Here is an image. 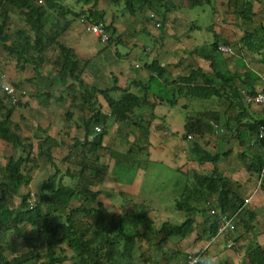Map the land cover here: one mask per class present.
I'll return each mask as SVG.
<instances>
[{"label":"crops","instance_id":"obj_1","mask_svg":"<svg viewBox=\"0 0 264 264\" xmlns=\"http://www.w3.org/2000/svg\"><path fill=\"white\" fill-rule=\"evenodd\" d=\"M169 1L145 6L134 14L125 10L128 19L111 14L108 0L84 7L82 11L103 13L105 25L111 26L106 44L89 33L86 15L67 16L70 28L58 40L79 62L74 74L62 69L56 48L49 50L44 63L36 68L20 65L19 69L14 63L20 75L0 70L2 106L8 101L2 86L23 93L20 105L14 107L11 129L21 140L17 155L26 157L31 147L33 161L24 165L28 183L20 188V195L29 194L28 201L32 200L43 183L56 175V182L81 191L66 215L77 208L89 214L79 217L76 225L87 229L91 239L98 227L111 228L118 216L134 210L147 212L154 232L146 235L145 227L140 226L134 237L136 232L128 231L131 237L119 240L106 257L107 245L96 239L102 252L95 264H185L201 251L211 264H248L251 248L264 246L256 218L249 233L235 219L237 229L247 237L236 239L232 233L229 238L217 234L209 238L208 217L226 211L218 207L220 190L200 186L197 178L212 177L216 167L243 201L242 207L257 217L259 209L252 208L251 202L264 197V182L260 186L257 174L246 166L259 150L246 126L264 120V112L247 104L246 96L257 94L264 85V0ZM206 17L208 25L202 23ZM215 42L229 46L231 52L212 51ZM154 61L164 70L160 79L147 69ZM194 72L198 84H204L206 77L217 93L207 99L179 94L177 84ZM6 75L15 80H7ZM102 92L115 100L127 92L141 104L120 121L112 116ZM194 99L205 100L200 105L207 104L208 111L184 115L182 108ZM96 114L101 118L99 124L91 122ZM189 119H194L189 121L193 124L191 137L186 133ZM201 126L202 135L193 133L194 127ZM9 150L11 147L0 140V166L5 165V156L12 155ZM206 155H217L215 164L200 161ZM170 171L178 173L173 182L170 175H164ZM230 200L233 203L234 198ZM16 201H20L18 197ZM53 221L64 224L66 219L54 215ZM187 221L193 226L191 234L163 239V226ZM115 235H110L109 243L117 240ZM228 243L233 247L228 248ZM64 254L59 264H73L72 252L66 249ZM42 260L41 264H48Z\"/></svg>","mask_w":264,"mask_h":264},{"label":"trees","instance_id":"obj_2","mask_svg":"<svg viewBox=\"0 0 264 264\" xmlns=\"http://www.w3.org/2000/svg\"><path fill=\"white\" fill-rule=\"evenodd\" d=\"M98 1L100 0H74L67 5L66 0H0V52L5 53L19 69L20 65H34L36 68L44 63L46 53L56 48L60 56L59 63L62 61L63 64L62 69L74 74L79 62L75 59L73 51L63 46L58 38L70 28V22L66 20L69 15L74 19L86 15L89 22L102 24L106 31L112 29L111 26L105 25L103 13L91 9L82 11L84 7L93 6ZM161 1L108 0L111 4L122 2L129 14H134L145 6L152 8L156 3L161 6ZM166 2L170 1L166 0ZM170 5L172 7L173 4ZM246 8L248 11L250 10V7ZM14 16L20 20V26L15 24ZM218 47L217 42L213 43L212 51L217 53ZM213 62L214 60H212V64ZM147 69L159 79L164 74V70L156 61L148 65ZM193 74L196 75V72L187 78H182L180 84H177L176 89L179 94L191 98L207 99L217 93L218 90L210 85L211 83L206 77L203 81L204 84H198ZM102 94L111 109L112 116L120 121L126 120L128 114L141 104L139 98L127 92H122L119 100L110 98L107 92H102ZM21 97L23 95L20 93V99ZM7 98L4 96L5 101L8 100ZM20 99L15 104L7 101L6 106H2L3 102L0 100V140L11 147L15 154H17L16 150L20 151L21 140L20 136L11 129V116L14 107L20 105ZM169 101L172 103L174 100ZM100 119L96 114L91 122L99 124ZM191 120L194 119H189L186 124L188 136L192 134L191 130L193 129V124L190 125L189 123ZM197 121L202 122L203 120L197 119ZM228 124L230 121L227 122ZM261 126H264V120L255 121L246 126L249 137L254 138L259 144V150L255 152L248 163L246 162L247 169L257 176L260 174L264 160V140L258 137V130ZM203 128L202 126L194 127L193 133L202 135ZM210 128L212 129V127ZM96 139V142L100 141L98 138ZM29 148L26 157H20V155L6 156L5 165L0 166V264H30L39 258L46 260L48 264H59L66 257L64 254L66 249L73 254V259H71L73 264H95L100 259L102 252L101 247L96 246V239H101L107 245L108 249L103 254V257H106L110 255L111 249L117 246L119 240L131 237L128 231L134 230L136 232L134 237L138 235L137 230L140 226L145 227L146 235L149 232H154L147 212L134 210L118 216L116 219L112 218L111 228L100 226L95 232L94 239L88 238L87 229L77 226L76 221L81 216L88 217L89 214H83L84 210L77 208L70 209L69 214L66 215V209L74 198L81 195V191L56 182V175L50 176L43 183L34 195L36 200L31 205L28 201L29 194L20 195V188L28 183V178L24 174V165L33 161L31 147ZM217 157V155H206L202 156L200 161H210L215 164ZM214 169L212 177L197 178L199 185L219 189L218 207L221 211H228L231 214L237 213L238 223L242 225L241 229L245 233H249L253 230L255 214L242 207L243 201L234 195L228 180L217 173L216 167ZM262 182H264V178ZM262 185L261 183L260 186ZM16 197L20 200L18 205L14 204ZM230 197L234 198L233 203ZM54 215L66 219V222L64 224L54 223ZM101 215L104 216L105 214L101 213ZM90 216L93 217L94 215L91 214ZM208 218L210 219L209 238H213L217 232V221L214 216ZM27 227L31 234L26 233ZM161 231L164 233V240L170 237L184 238L191 234L193 226L190 221H187L181 225L163 226ZM97 233L99 234L97 235ZM113 233H116L114 239L117 240L109 243V237ZM8 234L12 236L11 239L6 240ZM33 239L36 240L34 244H32ZM18 240H22L27 251L20 250L18 252L16 250ZM205 257H207L206 253L201 251L198 254L196 264H205ZM247 259L248 264H264V246L257 245L251 248L247 254Z\"/></svg>","mask_w":264,"mask_h":264},{"label":"rangeland","instance_id":"obj_3","mask_svg":"<svg viewBox=\"0 0 264 264\" xmlns=\"http://www.w3.org/2000/svg\"><path fill=\"white\" fill-rule=\"evenodd\" d=\"M69 1V4L70 3H72L74 0H68ZM196 11L197 12H201L200 11V7H197L196 8ZM110 12H111V14L112 13H114L115 15H117L118 16V18H121L122 16H124L126 19H128V18H130V16H129V14L128 13H126V11H125V8H124V4L122 3V2H120V3H118V4H111L110 5ZM13 20H15V24L16 25H18V26H20V20L16 17V16H14L13 17ZM202 23L204 24V25H208V23H210V20L206 17V18H204L203 20H202ZM209 41H213L212 39H210ZM2 53L3 52H0V70L2 69V71L3 72H5L6 70H11L10 72H14V71H16V74L17 75H20V71H18V70H16L15 69V67H14V62L12 61V60H10L9 58L7 59L6 58V56L4 57L3 55H2ZM15 73V72H14ZM6 79L7 80H11V79H13V80H15V78H13V77H10V76H8V75H6ZM0 85H1V83H0ZM201 102H204L205 103V100H196V99H194V100H190V103L188 104V106H186V107H184V110H183V108H182V112H183V114L184 115H188V116H192L193 114V112H195V111H199V112H206V111H208V109H207V104H204V105H200L201 104ZM203 115V114H202ZM16 118H18V116L16 117ZM19 119V118H18ZM20 120V119H19ZM19 123V122H18ZM228 145V144H227ZM223 149V148H222ZM221 149V150H222ZM226 150V149H225ZM11 150H9L8 151V153L10 152ZM245 151V153H246V149L244 150ZM255 153V152H254ZM11 154L12 155H14V156H16L17 154H15L14 152H11ZM197 154L198 155H200L201 153L198 151L197 152ZM250 154H251V152H250ZM251 156V155H250ZM5 158H6V156H5ZM1 162V161H0ZM3 162V161H2ZM1 162V163H2ZM160 169H163V167H161ZM165 172H167V170H164ZM173 172V171H172ZM171 171H170V174H164V175H170L169 176V178L168 179H171L172 180V182L175 180V179H177V177H178V173H176L175 171L172 173ZM231 180L233 179V175L231 176V178H230ZM164 181V180H163ZM163 184L164 185H167L168 183L167 182H163ZM262 184H263V182H262ZM19 203V201H16V202H14V204L15 205H17ZM252 204H251V207L252 208H258L259 210H257L256 212H257V217H256V222H257V228L259 229V238H261L262 240H264V197H263V195L261 196V198L260 199H258L257 201L254 199L252 202H251ZM261 212H263V213H261ZM232 235H237L236 236V239H240V238H244V237H247V235L243 232V231H239V229H237V227H236V231H234L233 232V234ZM11 234H8L7 236H6V240H9V239H11ZM33 242H36V240L35 239H33L32 240ZM20 242V241H19ZM22 244L23 243H21V244H17L16 245V250H18V251H20V250H24V251H26L27 249H26V247H23L22 246ZM43 260L42 259H38L37 261H34L32 264H41V262H42Z\"/></svg>","mask_w":264,"mask_h":264},{"label":"built area","instance_id":"obj_4","mask_svg":"<svg viewBox=\"0 0 264 264\" xmlns=\"http://www.w3.org/2000/svg\"><path fill=\"white\" fill-rule=\"evenodd\" d=\"M150 18H154V15H150ZM87 30L89 33L95 37H97L102 43L106 44L109 42V35L107 34L104 26L102 24L91 23L89 21L85 22ZM159 26V24H156ZM219 51L222 53H230L231 48L225 44H220L218 47ZM2 93L4 96L8 97V101L12 104H15L20 99V91H16L12 86H2ZM23 94V93H21ZM247 104H254L260 107V109L264 112V85L263 89L254 94L252 96H246ZM97 132H100V128H96ZM258 137L261 140H264V126H261L258 130ZM261 177L264 175V160L262 164ZM30 200V204L32 205L35 202L34 196H32ZM218 230L217 235L220 237L227 238L234 230V216H230L228 214H218L217 217ZM232 246L231 243L227 244V247L230 248ZM198 256L189 257L186 261V264H196Z\"/></svg>","mask_w":264,"mask_h":264},{"label":"clouds","instance_id":"obj_5","mask_svg":"<svg viewBox=\"0 0 264 264\" xmlns=\"http://www.w3.org/2000/svg\"><path fill=\"white\" fill-rule=\"evenodd\" d=\"M263 164V163H262ZM263 166V165H262ZM261 170H262V167H261ZM259 182L261 183L262 182V180H263V178H264V175L261 177V171H260V174H259ZM218 214H228V215H230V216H234V225H235V229H236V224H235V219H236V217H237V213H234V214H231V213H228V212H225V213H221V212H219ZM217 217H218V215H216V221H217ZM217 230H218V224H217ZM235 231V230H234ZM233 231V232H234ZM232 232V233H233ZM231 233V234H232ZM216 234H217V232H216ZM230 234V235H231ZM229 235V236H230ZM229 236L227 237V238H229ZM224 238V237H223ZM229 244V243H228ZM232 244V243H231ZM233 246H231L230 248H232ZM195 256H198V255H195ZM204 262H205V264H211V261H210V259H209V257H205L204 258ZM185 264H186V262H185Z\"/></svg>","mask_w":264,"mask_h":264}]
</instances>
